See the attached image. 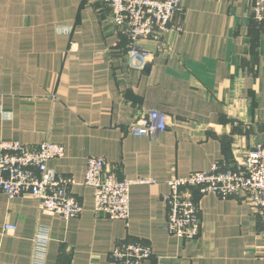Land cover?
<instances>
[{"label": "crops", "instance_id": "crops-1", "mask_svg": "<svg viewBox=\"0 0 264 264\" xmlns=\"http://www.w3.org/2000/svg\"><path fill=\"white\" fill-rule=\"evenodd\" d=\"M251 0H181L164 35L168 54L130 67L127 38L95 0H0V140L60 143L48 168L72 176L82 204L77 217L38 209L31 195L0 192V264H31L39 225L49 230L44 264H112L118 242L148 245L147 264H264L263 223L242 196L193 197L199 236L165 229L163 196L173 175L231 162L264 141V23ZM173 123L154 138L129 134L144 110ZM103 156L120 179L150 178L129 189L127 220L93 211L83 185L88 156ZM5 223L15 224L4 233Z\"/></svg>", "mask_w": 264, "mask_h": 264}, {"label": "built area", "instance_id": "built-area-1", "mask_svg": "<svg viewBox=\"0 0 264 264\" xmlns=\"http://www.w3.org/2000/svg\"><path fill=\"white\" fill-rule=\"evenodd\" d=\"M109 12L111 25L127 38L123 51L125 62L142 69L150 61L151 51L142 43L150 40L155 50L168 54L164 35L169 31L173 16L181 10V0H95ZM251 15L264 23V0H251ZM173 121L164 111L144 110L129 122L127 131L137 136L154 138ZM64 147L60 143L42 141L23 144L15 140H0V192L8 198L31 195L38 201V209L64 218L77 217L82 204L71 188L72 176L48 168L51 159L61 158ZM135 183L152 184L153 179H120L110 169L103 156H88L83 185L93 189V211L111 219L127 220L129 189ZM169 191L163 196L167 207L165 229L182 239L199 236L202 226L200 205L193 197L214 194L220 198L244 197L255 209L263 223L264 238V141L255 144L244 156L231 162L215 161L207 169L193 170L186 176H172L167 181ZM15 224L5 223L4 233L12 232ZM49 230L39 225L32 239L31 264H44ZM152 254L148 245L118 242L109 251L112 264H147Z\"/></svg>", "mask_w": 264, "mask_h": 264}, {"label": "water", "instance_id": "water-1", "mask_svg": "<svg viewBox=\"0 0 264 264\" xmlns=\"http://www.w3.org/2000/svg\"><path fill=\"white\" fill-rule=\"evenodd\" d=\"M147 67H148V64H146V65L144 66V68H147ZM144 68H143V69H144Z\"/></svg>", "mask_w": 264, "mask_h": 264}, {"label": "rangeland", "instance_id": "rangeland-1", "mask_svg": "<svg viewBox=\"0 0 264 264\" xmlns=\"http://www.w3.org/2000/svg\"><path fill=\"white\" fill-rule=\"evenodd\" d=\"M148 64V63H147Z\"/></svg>", "mask_w": 264, "mask_h": 264}]
</instances>
